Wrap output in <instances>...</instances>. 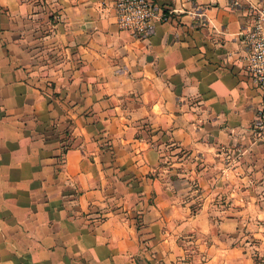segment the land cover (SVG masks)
Listing matches in <instances>:
<instances>
[{"label":"crops","instance_id":"0c3cea01","mask_svg":"<svg viewBox=\"0 0 264 264\" xmlns=\"http://www.w3.org/2000/svg\"><path fill=\"white\" fill-rule=\"evenodd\" d=\"M0 0V264H264V0Z\"/></svg>","mask_w":264,"mask_h":264},{"label":"built area","instance_id":"2783aa9c","mask_svg":"<svg viewBox=\"0 0 264 264\" xmlns=\"http://www.w3.org/2000/svg\"><path fill=\"white\" fill-rule=\"evenodd\" d=\"M238 4V1H234ZM118 26L138 37H147L154 29V21L169 18L153 0H115ZM247 46L246 68L260 94L254 120V138L264 143V8L254 7L251 19L241 31Z\"/></svg>","mask_w":264,"mask_h":264}]
</instances>
